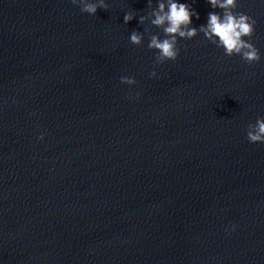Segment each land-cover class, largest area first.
Wrapping results in <instances>:
<instances>
[{"label": "water", "instance_id": "1", "mask_svg": "<svg viewBox=\"0 0 264 264\" xmlns=\"http://www.w3.org/2000/svg\"><path fill=\"white\" fill-rule=\"evenodd\" d=\"M105 3L0 0V264H264V0L252 64L199 32L154 63L147 0Z\"/></svg>", "mask_w": 264, "mask_h": 264}, {"label": "clouds", "instance_id": "2", "mask_svg": "<svg viewBox=\"0 0 264 264\" xmlns=\"http://www.w3.org/2000/svg\"><path fill=\"white\" fill-rule=\"evenodd\" d=\"M212 9H220V12L210 11L207 16V23L192 27V17L199 19V14L191 8L187 2L179 0H156V6L152 7V0H147V6L151 9L146 15H140L139 24L150 21V24L161 29L163 37L159 34L149 32L145 27L143 32L132 30L129 40L133 45H141L144 34L147 33L149 41L147 47L154 49V63L176 60L179 54L177 47L178 38L191 39L199 33L222 48L224 55H239L246 63L252 64L260 60L259 49L251 42L254 33L255 19L251 16L234 11L237 9V0H207ZM73 5H78L82 13L95 15L97 9L107 10L105 0H71ZM131 13H125L123 21L127 24L133 19ZM247 37L248 39H245ZM149 76H155L150 72ZM122 83L133 84L134 78L121 76ZM247 139L249 142H264V117H258L255 123L247 125ZM42 138V137H41Z\"/></svg>", "mask_w": 264, "mask_h": 264}]
</instances>
